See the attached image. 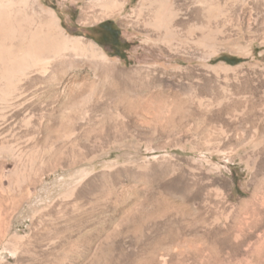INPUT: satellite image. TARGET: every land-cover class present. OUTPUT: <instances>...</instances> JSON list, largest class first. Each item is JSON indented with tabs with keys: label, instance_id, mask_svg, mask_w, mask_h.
I'll return each mask as SVG.
<instances>
[{
	"label": "rangeland",
	"instance_id": "1",
	"mask_svg": "<svg viewBox=\"0 0 264 264\" xmlns=\"http://www.w3.org/2000/svg\"><path fill=\"white\" fill-rule=\"evenodd\" d=\"M103 4L0 0V264H264V0Z\"/></svg>",
	"mask_w": 264,
	"mask_h": 264
},
{
	"label": "bare ground",
	"instance_id": "2",
	"mask_svg": "<svg viewBox=\"0 0 264 264\" xmlns=\"http://www.w3.org/2000/svg\"><path fill=\"white\" fill-rule=\"evenodd\" d=\"M101 1L105 3L108 0ZM102 8L106 10V12H104L106 15L108 10L113 7L109 6V4H105ZM98 66L99 68L94 70V74L99 80L96 82H89L88 84H91V93L104 95L111 100V106L107 107L109 109L108 118L112 119L116 116L118 110L128 111L133 106H141L142 109H146L145 106H148V101H150L151 97H154V92L151 90L153 77L146 78L145 73L140 69H119L112 64L105 63L102 59L99 60ZM86 79L90 80V76L88 75ZM134 98L137 100L136 103L133 102L135 100ZM105 105L106 103L104 101L95 102V108H102V106ZM110 111L114 114L111 115Z\"/></svg>",
	"mask_w": 264,
	"mask_h": 264
},
{
	"label": "flooded vegetation",
	"instance_id": "3",
	"mask_svg": "<svg viewBox=\"0 0 264 264\" xmlns=\"http://www.w3.org/2000/svg\"><path fill=\"white\" fill-rule=\"evenodd\" d=\"M92 32L96 39L109 45L114 50L122 45L119 29L111 20H108L105 24L93 29Z\"/></svg>",
	"mask_w": 264,
	"mask_h": 264
},
{
	"label": "crops",
	"instance_id": "4",
	"mask_svg": "<svg viewBox=\"0 0 264 264\" xmlns=\"http://www.w3.org/2000/svg\"><path fill=\"white\" fill-rule=\"evenodd\" d=\"M119 1H121V0H108V1L105 2V4H109V6L113 7V8H111L109 10V11H111V10H114L117 7L116 4L119 3ZM110 2H113V3H110ZM105 4H103V5H105Z\"/></svg>",
	"mask_w": 264,
	"mask_h": 264
},
{
	"label": "trees",
	"instance_id": "5",
	"mask_svg": "<svg viewBox=\"0 0 264 264\" xmlns=\"http://www.w3.org/2000/svg\"><path fill=\"white\" fill-rule=\"evenodd\" d=\"M108 20L102 21L96 28H98L99 26L105 24ZM125 49H127V46L124 47ZM122 58H125V55H121Z\"/></svg>",
	"mask_w": 264,
	"mask_h": 264
}]
</instances>
